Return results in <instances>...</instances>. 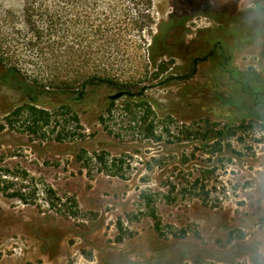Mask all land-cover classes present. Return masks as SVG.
<instances>
[{
  "label": "rangeland",
  "instance_id": "obj_1",
  "mask_svg": "<svg viewBox=\"0 0 264 264\" xmlns=\"http://www.w3.org/2000/svg\"><path fill=\"white\" fill-rule=\"evenodd\" d=\"M151 1L150 20L140 33L136 29L131 32L126 38L131 41L120 38L108 49L98 50L92 36L87 37L85 26L78 23L81 33L72 32L68 49L32 54L31 60L19 65L20 76L27 77V81L35 79L38 87L54 91L58 90L56 87L68 86L79 89L87 75L130 83L132 91L147 86L131 102L142 99L150 105L156 134L161 135L163 142L167 139L163 130L167 125L176 132L182 124L194 129L205 119L221 126L237 123L240 116L235 109L221 106L216 97L218 90L229 92L225 74L218 66L219 55L214 53L198 62L195 72L190 73L192 58L201 55L195 31L199 26L213 24L203 14L194 16V5L199 0ZM210 2L217 9L232 3V20L228 25L232 32L222 36L224 45L231 49V67L264 77V0ZM123 4L137 10L126 1ZM22 6L23 0H0L2 13L20 12ZM172 12L184 18L191 16L185 26V39L189 42L184 44L183 58L177 54H182L183 49L173 48L174 45L171 49L176 56L171 60L168 56L158 58V62L173 63L155 78L149 46L157 33V24L166 22ZM181 32L173 31L174 43ZM213 35L217 37L219 33ZM169 73L181 77L158 83ZM7 81L0 83V264L33 262L39 232L45 236L43 243L48 251L54 249L59 235L66 232L60 244L65 255L57 264H68L69 256L72 264L115 263L117 253L134 249L137 253L131 257L142 261L148 244L162 245L163 240L157 238L154 230L157 226L183 229L184 243L195 245L194 252L200 254L202 264H227L224 260L231 258L229 248L241 243L235 239L240 233L244 239L248 238L243 242L256 236L262 238L257 242H264L261 122L254 121L252 128L239 131L237 136L242 135L243 141L231 140L238 154L234 152L233 159L226 163L216 161L215 172L206 173L212 161L206 159L203 149L194 146L196 142L191 144L192 148L190 144L164 146L146 139L139 118L133 119L124 108L126 97L106 110L105 98L116 90L105 83L93 87L88 96L79 100L61 90L40 96L36 109L48 113L50 122L35 133L29 129L31 123L24 108L18 116L13 114L27 98L12 80ZM67 100L77 113L81 128L76 129L65 114L63 105ZM259 111L256 109L254 113ZM102 113L103 123L98 120ZM74 129L75 137L55 139L57 132ZM101 153L108 164L111 159H124L125 178L100 170L95 155ZM192 153V161L180 163L181 156ZM14 191L26 201L10 195ZM118 221L132 229L135 237L117 242ZM91 228L94 231L86 236L73 232ZM83 251L91 257L86 259ZM250 255L248 252L235 261L251 264ZM43 264H49L46 257Z\"/></svg>",
  "mask_w": 264,
  "mask_h": 264
},
{
  "label": "trees",
  "instance_id": "obj_2",
  "mask_svg": "<svg viewBox=\"0 0 264 264\" xmlns=\"http://www.w3.org/2000/svg\"><path fill=\"white\" fill-rule=\"evenodd\" d=\"M124 1L135 5L137 10L124 6ZM151 3V0H23L20 12L13 10L0 12V83L12 80L27 98L23 107L18 106L13 114L18 116L24 108L28 112L27 121L31 123L29 129L38 133L50 122L48 113L36 109V105L40 104V96L60 93L59 90L84 94L85 88L91 89L103 83L117 88L130 86V83H120L110 77L87 75L81 81L79 89L68 86L60 87V89L56 87L58 90L54 91L38 87L35 79L27 81V77L26 79L21 77L19 65L31 60L32 54L35 53L58 52L68 49L72 32L74 34L81 33L78 23L85 26L87 37L92 36L98 50L108 49L110 44L120 41V38L131 41L126 39L131 35V32L136 29L140 33L146 22H149ZM165 36V22L160 21L157 24V33L153 35L149 46V51L153 53L149 60L151 65L156 68L155 78L168 66L167 61L158 62V58L165 55ZM116 37L118 38L116 39ZM1 65L6 66L5 69ZM220 71L227 77L229 93L227 95L217 93L216 97L223 104L239 110L240 119L237 123H224L222 126L205 119L194 129L188 127L189 125L182 124L180 127L178 126L179 130L176 132L167 125L163 129L167 133L166 143L172 144L182 140L196 142L198 145L196 148H209L205 151L206 154L220 151L225 145L233 152L238 153L234 150L231 140L235 138L237 142L243 141L242 135L237 136L239 131L243 133L252 128L254 121L261 122V128H264V77L239 71L233 67H223L220 68ZM113 103L111 102L112 106ZM63 107L70 121L74 122L75 128H81L77 113L71 109L70 105L64 104ZM124 108L129 111L133 119L139 118V127L142 128L143 136L146 139L161 142V135L156 134L157 125L150 105L144 101L134 103L128 101L124 104ZM256 109L260 110L259 113H254ZM98 120L103 123L104 116L99 115ZM75 135H77L75 129L64 133L59 131L56 133L55 139L63 141L64 138H73ZM191 155L193 156V153ZM95 158L99 161L100 170H106L113 175L125 178L123 158L111 159L109 164L103 153L96 154ZM209 171L207 170L206 173ZM10 195L19 196L26 201V198L17 191Z\"/></svg>",
  "mask_w": 264,
  "mask_h": 264
},
{
  "label": "flooded vegetation",
  "instance_id": "obj_3",
  "mask_svg": "<svg viewBox=\"0 0 264 264\" xmlns=\"http://www.w3.org/2000/svg\"><path fill=\"white\" fill-rule=\"evenodd\" d=\"M202 4H201V3ZM202 6V7H201ZM259 7V6H258ZM257 9V8H256ZM204 15L206 18L210 20V22H213V24H208V25H203L199 26V29L195 31V36H198V41H199V48L201 49V55H196L194 58L191 60V72H195V68L197 66V63L200 61H205L206 59L210 58L213 56L214 53L218 54V66L220 68H225V67H231L232 66V59H231V54H230V48L226 47L223 43V35L227 36L231 34V29H229L228 25H231V20H232V3H226L223 7H219V9L215 8L212 6V3L210 0H199L195 3L194 5V16L196 15ZM191 16H188V18H184L183 16H175L172 13H170L168 20L165 22V31H166V36L164 40V51L165 55L168 56L170 59L176 56V52L171 49L172 46L173 48L175 46L180 47L183 49V53L180 54L179 52L177 53L180 57H184L185 49H184V44L189 42L188 40L185 39L186 36V27L187 22L190 20ZM220 25L221 27L218 28L216 26ZM173 26V27H172ZM198 28V27H197ZM175 29H180L181 35L177 37L175 43H174V38H173V31ZM218 32L219 35L217 37H214V33ZM206 33V34H204ZM203 35V39H200ZM214 37V39L212 38ZM194 43L196 41H193ZM197 43V42H196ZM182 55V56H181ZM224 55L225 58L228 60H224ZM173 63L168 61V64ZM181 76H176V74L169 73L168 76L165 77V79L161 82L164 81H169L173 78H178ZM226 81L227 77L225 76ZM107 85V83H105ZM108 86V85H107ZM112 89H115L116 91L112 94H108L105 98V104L107 106L106 110H111L113 107L111 105V102H115L116 100L120 99L121 97H126V101L124 104L128 101H131L136 96H140L145 90L147 86H142L145 87V89L141 90L142 87L139 88L138 91H132L130 89V86L124 87V88H117L113 86H109ZM93 87L90 88H85L84 89V94L82 93H72L69 92L68 94L70 95H75V100H79L84 98L86 95L88 96L89 92L91 93ZM129 92V94L124 93L117 99H110V96L119 92ZM218 93L222 95H227V92L224 93L221 90H218ZM229 93V92H228ZM139 101H144L142 99H139ZM137 102V101H134ZM146 102V101H144ZM221 106L223 107H230L228 105L223 104L221 101H219ZM66 105H69V101L67 100L65 102ZM114 105V103H113ZM237 112V116H240V111L235 110ZM103 115L104 114H100ZM99 117V116H98ZM239 119V118H238ZM158 143V142H156ZM164 146H177V147H184V144H190L192 146L191 142L189 141H176L175 143L168 144L166 142L161 141ZM197 147L198 145L195 143L194 145ZM192 148H194L192 146ZM209 148H204L201 150L203 153L207 151ZM234 152L229 149L227 146L224 145L222 150L216 151L213 154H207V158L211 162V167H209L210 170L209 173H214L215 168L217 166L216 161L220 160L222 162H229L233 159V154ZM194 154V153H193ZM206 154V153H205ZM238 154V153H235ZM194 156V155H193ZM191 156L183 155L181 158H179L180 163H186L191 160ZM239 157L240 155H236ZM214 163V164H213ZM226 170V167L224 168ZM54 208V207H53ZM116 230H117V235H116V241L121 242L126 237L128 239H132L135 237V233L132 229L126 228L124 224L120 223L119 221L115 224ZM91 226H87V228H90ZM155 232L157 233V238L159 240H163L159 247H153L152 244H148L146 248V257L141 260H135L134 258L131 257V255H135L137 253L136 249L134 251H130L128 253L122 252V253H117L116 254V261L115 263H109V264H202V259L199 253H195V245H190V244H185V231L183 229H172L169 227H159L157 229H154ZM94 229H87V231L80 230V231H73L76 233L78 236H86L88 233L93 232ZM240 233V232H239ZM232 234V233H230ZM66 235V232H63L59 237L57 238V242L55 244L54 249L51 251H48L43 243V240H45V236H43L40 232L36 236V240L38 241V251L36 252V255L34 257V261L31 263H26V264H43L44 263V257L47 258L49 264H57V260L61 257L64 256L65 253L62 250L60 244L62 242V239ZM260 237V236H259ZM241 243H236L228 250V253H231V258L230 259H225L224 261L227 264H237L236 259L237 258H243L246 253H251L250 257H248V260L251 264H264V245L262 243H259L257 241H262V238L258 239V236L255 238H252L246 242H243L244 240L248 239L247 237L244 239L243 235L238 234L237 238H235ZM259 249H258V248ZM194 252V254L190 253V250ZM86 259L90 258V253L83 251ZM70 259H68V264H72V257L69 256ZM103 264V263H102ZM108 264V262H107Z\"/></svg>",
  "mask_w": 264,
  "mask_h": 264
},
{
  "label": "water",
  "instance_id": "obj_4",
  "mask_svg": "<svg viewBox=\"0 0 264 264\" xmlns=\"http://www.w3.org/2000/svg\"><path fill=\"white\" fill-rule=\"evenodd\" d=\"M143 89H145V87H142L141 90H143ZM124 93L129 94V92L119 91V92H117V93L111 95V96H110V99H117V98H119L121 95H123Z\"/></svg>",
  "mask_w": 264,
  "mask_h": 264
}]
</instances>
